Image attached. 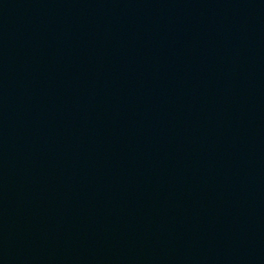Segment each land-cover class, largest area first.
<instances>
[{
  "label": "water",
  "instance_id": "water-1",
  "mask_svg": "<svg viewBox=\"0 0 264 264\" xmlns=\"http://www.w3.org/2000/svg\"><path fill=\"white\" fill-rule=\"evenodd\" d=\"M0 264H145L30 0H0Z\"/></svg>",
  "mask_w": 264,
  "mask_h": 264
}]
</instances>
